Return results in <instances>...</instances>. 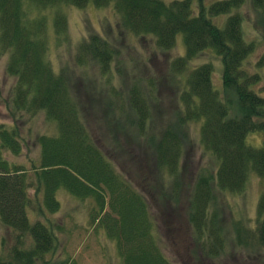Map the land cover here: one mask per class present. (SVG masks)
I'll return each instance as SVG.
<instances>
[{"label": "trees", "instance_id": "1", "mask_svg": "<svg viewBox=\"0 0 264 264\" xmlns=\"http://www.w3.org/2000/svg\"><path fill=\"white\" fill-rule=\"evenodd\" d=\"M193 2L0 0V51L9 55L7 74L16 81L7 102L9 116L15 120L41 113L46 121L56 124L55 134L38 136L40 156L38 162L31 161L30 173L0 168V226L4 229L0 264H67L54 259L58 240L48 218L60 211L56 197L60 189L73 194L79 188H89L92 193L98 208L92 216L93 225L114 238L121 264H175L161 246L145 196L104 156L81 116L66 76L55 73L47 61L46 21L40 11L62 6L84 9L90 4L98 9L112 7L124 30L140 38L150 36L160 52L173 50L182 35L185 54L169 65L174 81L201 54L211 51L221 59L220 92L213 86L209 63L192 69L184 81H176L183 86L182 91L175 90L176 123L165 121L158 134L154 171L159 191L176 203L183 152L177 126L199 122L200 146L216 160L217 168L214 176L202 173L195 182L187 203L188 226L204 256L213 259L223 252V226L211 211L213 187L238 195L244 193L251 172L264 179V147L246 144L248 133H264V97L249 89L260 80L259 75H249L242 68L256 48L243 31L238 11L242 0H217L209 5L197 0L195 7ZM252 2L264 18V0ZM32 8L37 9L38 17L30 16ZM223 15L227 16L224 27L219 28L212 19ZM54 27L57 36L66 32L62 14H55ZM116 55L102 37L91 34L78 47L76 63L81 67L93 63L105 77L111 73ZM165 82L160 87H165ZM124 96L110 95L108 101L120 104L111 114L112 121L120 125L128 118L137 136H145L152 116L149 100L153 90L134 83L126 104ZM0 148L13 156L21 154L23 140L16 126L0 125ZM32 189L33 200L29 195ZM30 208L37 215L35 220L29 215ZM256 214V240L264 248V192Z\"/></svg>", "mask_w": 264, "mask_h": 264}, {"label": "rangeland", "instance_id": "2", "mask_svg": "<svg viewBox=\"0 0 264 264\" xmlns=\"http://www.w3.org/2000/svg\"><path fill=\"white\" fill-rule=\"evenodd\" d=\"M161 1L168 3L171 0ZM214 1L217 0H203V3L209 5ZM193 3L195 7L197 0ZM28 11L30 16L38 17L37 9ZM238 11L246 40L256 44L254 52L247 57L242 68L249 75H259L260 80L251 84L249 89L264 97V18L252 0H242ZM40 13L46 21L48 63L55 73L66 76L82 111L81 116L104 156L150 204L166 256L175 264H264V248L257 243L255 233L256 207L264 192V179L254 172L249 174L242 194L221 193L213 187L215 199L211 211L216 213L219 224L223 226L225 240L224 250L218 257L210 259L204 256L190 235L187 220L190 193L199 175L204 173L214 176L217 168L216 160L200 146L199 122L177 126L183 137V152L176 203L162 195L155 180L154 153L158 134L164 128L165 121L176 123L173 116L177 107L174 101L175 90L183 89L182 83L175 84L176 81H184L192 69L209 63L213 68V86L220 92L221 59L211 51L201 54L190 63L188 71L175 76L174 81L169 65L185 54L182 35L177 37L173 50L160 52L150 36L140 38L124 30L112 7L98 9L90 4L84 9H78L62 6L46 8ZM56 13L65 18L66 32L62 36L55 33ZM226 17L223 15L212 20L216 26L223 28ZM91 34L102 37L117 53L112 62V71L105 77L99 74L93 63L85 67L76 63L78 47ZM8 62L7 52L2 54L0 51V125L16 126L23 140V150L19 156H13L0 148V168L30 173L31 161L38 162L40 156L36 143L38 136L55 134L56 124L46 121L41 113L34 118H10L7 102L12 97L16 81L7 74ZM164 80L167 81L165 87H160ZM134 83L141 85L144 90H153L149 100L152 116L146 135L140 137L128 118L122 120L120 125L112 121L111 114L117 112L116 108L120 104L108 101L112 93L125 94L123 103L126 104V95ZM246 144L253 148H263L264 133H248ZM166 188L169 191L170 186ZM76 191L69 194L60 189L56 193L61 208L57 214L48 218L53 223L52 228L58 240L54 259L65 260L67 264H121L114 238L109 237L100 226L93 225L92 216L98 208L90 197L92 193L89 188ZM29 195L33 200L35 191L30 190ZM102 210L107 211L106 206ZM29 215L32 220L36 219L37 215L31 208ZM2 234L4 229L0 226V236Z\"/></svg>", "mask_w": 264, "mask_h": 264}]
</instances>
